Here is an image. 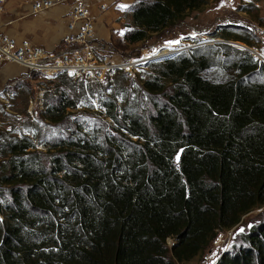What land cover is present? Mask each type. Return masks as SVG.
Instances as JSON below:
<instances>
[{"label": "trees", "instance_id": "trees-1", "mask_svg": "<svg viewBox=\"0 0 264 264\" xmlns=\"http://www.w3.org/2000/svg\"><path fill=\"white\" fill-rule=\"evenodd\" d=\"M208 1L137 0L124 41L145 42ZM249 37L221 30L253 47ZM159 64L142 82L146 117L109 98L111 132L49 144L39 130L4 144L0 264L189 263L264 207V63L218 44ZM45 107L51 128L83 131L76 102L59 95ZM214 264H264V220Z\"/></svg>", "mask_w": 264, "mask_h": 264}, {"label": "rangeland", "instance_id": "rangeland-1", "mask_svg": "<svg viewBox=\"0 0 264 264\" xmlns=\"http://www.w3.org/2000/svg\"><path fill=\"white\" fill-rule=\"evenodd\" d=\"M243 9H248V12H244ZM129 26L127 23H122L121 28H112L111 46L122 58L145 56L144 59H148L150 57L148 53L163 48L167 49H163L160 54H164V51L176 53L193 46L218 44L240 48L235 43L241 42L226 41L221 38V30L227 29L234 35L250 36L253 47L243 43L241 45L250 48L254 53L253 57L258 61L262 60L261 57L264 59V33L259 31V29L264 30V1L253 5L249 0H209L200 11L188 14L178 25L151 35L145 42L132 45L124 41V35L131 29ZM173 41L178 43H171ZM188 52L189 50H186L179 54ZM160 66L159 63L147 64L139 69L132 79H127L120 73L102 84H84L64 75L53 79L43 78L37 74L26 75L25 79L16 84V89L9 88L7 93L0 96L2 97L0 98V170L4 161V144L13 138L22 136L34 138L41 130L40 140L51 144L64 138L77 140L85 134V128L87 133H91L94 130L97 132V129L102 127L104 130L100 129L99 135L102 131L111 132L109 128L112 125L111 120L105 117V109L102 105L109 98L116 100L120 110L125 106L136 108L139 105L142 115L146 117L150 110L149 106L152 105L142 90V82L154 77ZM59 95H63L66 100L76 102V109L69 112L72 114V120L80 117L83 131L74 129L68 131L67 127L57 130L55 127L51 128L48 122L41 118V114L46 110L45 106L55 104ZM37 149L44 150L40 145ZM46 162L47 157L44 160L45 164ZM260 220H264V207L257 208L242 218L241 224L234 229L230 240L225 244V249L228 250L234 244H238L240 236ZM240 229L244 231L241 232ZM173 242L171 239V245ZM212 249L211 242L201 256L184 264H214L224 250L218 248L211 252L208 261L204 260L203 257Z\"/></svg>", "mask_w": 264, "mask_h": 264}, {"label": "built area", "instance_id": "built-area-1", "mask_svg": "<svg viewBox=\"0 0 264 264\" xmlns=\"http://www.w3.org/2000/svg\"><path fill=\"white\" fill-rule=\"evenodd\" d=\"M87 1L89 0H36L32 4V13L48 10L62 3L70 4L66 33L52 51H47L28 41H18L0 32V65L17 66L23 70V75L37 74L47 79L65 75L84 84H102L120 73L125 78L132 79L145 65L160 63L179 55L178 52L172 55L160 54L163 49H167L163 48L148 53V59H144L145 56H114L106 44L95 39V19L86 4ZM7 2L8 0H0V16L5 13ZM98 10L102 13L105 7L98 6ZM259 31L264 33L262 29ZM234 229L216 235L212 241L213 249L203 257L204 260L208 261L211 252L218 248L226 250L224 246L230 240ZM170 240L167 239L168 245H171Z\"/></svg>", "mask_w": 264, "mask_h": 264}, {"label": "crops", "instance_id": "crops-1", "mask_svg": "<svg viewBox=\"0 0 264 264\" xmlns=\"http://www.w3.org/2000/svg\"><path fill=\"white\" fill-rule=\"evenodd\" d=\"M36 0H8L6 11L0 17V32L18 41H28L30 44L52 51L66 33L71 6L59 4L51 9L32 13V4ZM55 1V0H52ZM137 0H89L90 8L95 19V39L106 44L111 54L113 51L110 40L112 28H121L122 23L131 24V9ZM103 5L105 11L100 13L98 6ZM125 6V7H121ZM23 70L13 65H0V96L7 93L9 88L25 79ZM2 99V97H0Z\"/></svg>", "mask_w": 264, "mask_h": 264}, {"label": "water", "instance_id": "water-1", "mask_svg": "<svg viewBox=\"0 0 264 264\" xmlns=\"http://www.w3.org/2000/svg\"><path fill=\"white\" fill-rule=\"evenodd\" d=\"M235 45H239L241 48L247 50L248 52H250L251 54L254 55L253 51H252L250 48L246 47L245 45H241L240 43H235ZM198 47H200V46H193V47H191V48L182 49V50L179 51L178 53L184 52V51L189 50V49L198 48ZM166 58H168V57H166ZM260 61L264 62L263 60H260Z\"/></svg>", "mask_w": 264, "mask_h": 264}, {"label": "snow or ice", "instance_id": "snow-or-ice-1", "mask_svg": "<svg viewBox=\"0 0 264 264\" xmlns=\"http://www.w3.org/2000/svg\"><path fill=\"white\" fill-rule=\"evenodd\" d=\"M122 8L125 7V6H121ZM171 43H178V41H173ZM241 232H243L244 230L243 229H240Z\"/></svg>", "mask_w": 264, "mask_h": 264}, {"label": "bare ground", "instance_id": "bare-ground-1", "mask_svg": "<svg viewBox=\"0 0 264 264\" xmlns=\"http://www.w3.org/2000/svg\"><path fill=\"white\" fill-rule=\"evenodd\" d=\"M166 51H164L163 53H165ZM261 59L264 61V59L261 57Z\"/></svg>", "mask_w": 264, "mask_h": 264}]
</instances>
